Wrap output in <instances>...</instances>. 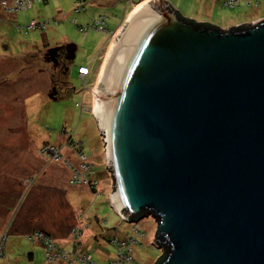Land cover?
Returning a JSON list of instances; mask_svg holds the SVG:
<instances>
[{"label": "water", "instance_id": "water-1", "mask_svg": "<svg viewBox=\"0 0 264 264\" xmlns=\"http://www.w3.org/2000/svg\"><path fill=\"white\" fill-rule=\"evenodd\" d=\"M171 5L134 9L93 92L111 206L155 218L162 264H264V18L224 30Z\"/></svg>", "mask_w": 264, "mask_h": 264}, {"label": "rangeland", "instance_id": "rangeland-1", "mask_svg": "<svg viewBox=\"0 0 264 264\" xmlns=\"http://www.w3.org/2000/svg\"><path fill=\"white\" fill-rule=\"evenodd\" d=\"M15 1L0 0V239L8 234L10 242L23 240L21 247H25L24 251L17 250L16 255L22 256L10 263H53L47 260L44 246L28 241L26 231L20 229L22 223L31 225L37 221L59 231L53 242L56 250L66 255L55 263L65 261L67 252H73L74 257L85 255L73 246L76 242L81 247L83 242L94 256V264H155L163 253L153 243L157 221L151 216L143 218L137 223L138 235L133 232L135 226L124 221L111 206L113 176L107 169L98 120L91 111V90L95 91L98 85L94 84V77L107 61L116 33L134 12H129L130 0H36L28 10L15 13L5 9ZM167 1L187 18L198 21L191 15L198 16V0ZM78 7L81 10L77 13ZM263 10L264 0H241L235 8L225 7L219 0L215 9L222 22L226 18L244 22ZM101 16L107 18V31L79 28ZM34 20L40 25L26 30ZM69 45L76 46V58L63 79L64 87L57 90L62 78L46 59L47 51ZM82 64L91 67L95 74L86 82L88 85L77 73ZM54 90L57 100L50 96ZM82 103L84 108L77 106ZM85 164L93 166L97 185L92 181L83 185L71 183L74 168L85 171ZM94 187L96 194L91 190ZM75 230L80 238L75 240L72 236L71 240L70 234ZM96 235L107 247V257L95 252ZM61 237L68 239L64 252L57 242ZM117 242L128 243L132 250L130 260L119 262L122 246L118 247ZM6 249L0 250V260L6 259ZM33 249L39 252L30 261L25 254ZM122 250L128 252L126 246ZM7 258L6 264H10Z\"/></svg>", "mask_w": 264, "mask_h": 264}, {"label": "crops", "instance_id": "crops-1", "mask_svg": "<svg viewBox=\"0 0 264 264\" xmlns=\"http://www.w3.org/2000/svg\"><path fill=\"white\" fill-rule=\"evenodd\" d=\"M147 1H149V0H147ZM218 1L219 0H198V2L200 3V6H198L197 7V15L198 16H196V15H194V14H191L192 15V17H195L196 19H198V21H196V22H202V21H205V22H210L211 23V25H220L221 27H223V28H225V27H236L237 25H239V24H241V23H247V22H250L251 24H253V22H255V21H258V19H261V18H264V10L263 11H261V12H258L257 14H254V15H252L250 18H247V20H243L244 22H242L241 20H237L236 22L235 21H232L231 19H228V18H226L225 19V21H223L222 22V19L220 18V16L217 14V11H215V9L218 7ZM220 2H222V4H223V0H220ZM172 4V3H171ZM172 6H174L173 4H172ZM224 6V5H223ZM175 7V6H174ZM178 7V6H177ZM176 8V7H175ZM180 8V7H179ZM177 9V8H176ZM179 11V10H178ZM179 12H181V11H179ZM182 14H183V11L181 12ZM185 14V13H184ZM184 17H186L185 15H183ZM214 17H216V20H213L214 19ZM187 18V17H186ZM210 20H212V21H210ZM226 29H228V28H226ZM82 65H84V64H82ZM84 66H86V65H84ZM89 69H90V72H91V74L87 77V82H89V80L92 78V76L93 75H95V74H92V70H91V67H88ZM102 68L103 67H101L100 66V68L98 69V71H97V73L98 74H96L95 75V77H94V84H95V82H97L98 83V79L100 78V76L101 75H99V74H101L102 72H101V70H102ZM78 76H79V73H78ZM79 79H80V77H79ZM99 84V83H98ZM97 87H98V85H97ZM97 87H96V89H97ZM61 176V175H60ZM67 176H69V175H67ZM108 180H109V178H108ZM107 180V181H108ZM66 182H67V179H66ZM69 182V181H68ZM113 184H114V182H113ZM115 185V184H114ZM75 187V186H74ZM82 189V188H81ZM113 190H114V188H113ZM113 190H112V192H113ZM111 192V193H112ZM111 193L109 194L110 196H111ZM111 203V202H110ZM28 224V222H25V223H22L21 224V226H20V229L22 230V231H26V238L28 239V241H30L29 240V238H28V236L31 234V232H34V231H45V232H47L52 238H55V236H56V234L57 235H59V231H56V230H54V229H51V227H50V225L49 224H44V223H38L37 221H36V223L35 222H32L31 223V225H27ZM30 227V228H29ZM72 227V226H71ZM72 229V228H71ZM54 230V231H53ZM3 231V230H2ZM2 231H0V235L2 234L1 232ZM72 232V231H71ZM70 232V233H71ZM29 233V234H28ZM70 236H71V240H73L72 239V233L70 234ZM107 236V235H106ZM95 240H96V242H97V245H96V248H95V246H94V248H95V252H97L98 254H99V256H101V257H107V251H106V246L104 245V242H101L100 241V238H99V236L98 235H96L95 237ZM122 240H124V239H122ZM121 240V241H122ZM66 241H68V239L67 238H65V240L61 237L59 240H57V242L59 243L58 245H59V247L61 248V250L64 252V248H66ZM31 242V241H30ZM71 242V241H70ZM73 242V241H72ZM23 243H24V241L23 240H17V241H15L14 239H12L11 240V242L8 240V242H7V249H6V256L7 257H9V263L10 262H12V259H18L19 257H21L20 255H16L17 254V250H19V249H21V250H25V247H21V246H23ZM31 243H34L35 245H40V246H44V245H41V244H39V243H35V242H31ZM69 244V243H68ZM73 246H75L74 247V249L75 248H78V250H79V248H80V251L82 250V252H84V253H82V254H85V255H89V254H91V253H88L89 251H88V247L87 246H85L84 244H83V242H82V246L81 247H79V245L77 246L76 245V242H73ZM77 246V247H76ZM99 247V248H98ZM44 248H45V246H44ZM37 252H39L38 250H34L33 249V251L32 252H26V256H28V259L30 260V261H33L35 258H36V255H38L37 254ZM45 252H46V250H45ZM67 254L68 255H70V257L69 258H66L65 259V261L64 260H61L60 262H56V263H49V264H77L78 262H80V261H77L76 260V258L74 257V256H72L73 255V252L72 253H68L67 252ZM42 255V254H41ZM41 255H39V257L41 256ZM46 255V254H45ZM64 255H66V253L64 252ZM92 255V254H91ZM6 257V259L5 260H1V262L3 263V264H6V261H7V258ZM46 258H47V255H46ZM92 260H94V256H92ZM80 263H82V262H80ZM94 263V262H93ZM11 264V263H10ZM96 264V263H95Z\"/></svg>", "mask_w": 264, "mask_h": 264}, {"label": "built area", "instance_id": "built-area-1", "mask_svg": "<svg viewBox=\"0 0 264 264\" xmlns=\"http://www.w3.org/2000/svg\"><path fill=\"white\" fill-rule=\"evenodd\" d=\"M79 2H81V1H79ZM34 3H35V0H16L12 6H10L9 8H5V9L10 10V11L13 10L16 13V12H20L22 10H28L29 8H31V6ZM240 3H241V0H224L223 5L225 7L235 8ZM134 6H136V3L133 5V7ZM83 9H84V7H83ZM80 10H81V8L78 7L76 12L78 13V12H80ZM74 23L77 24V21L75 20ZM39 25H40V23H38L37 20H34V21H32L31 25L26 28V30H28V29L34 30ZM106 26H107V19L105 17L101 16L100 19L93 21L87 27L79 26V28L82 31L90 30V29H94L97 31H101V30L107 31ZM78 73H79L80 80H82L85 85H88L86 82H87V77L91 74L90 69L87 66L80 65V67L78 68ZM91 92H94V91L91 90ZM83 105H84V103L77 104V106H80L81 108H84ZM91 111L94 112L93 109H91ZM82 168H84L85 171H83L81 168H78V167L74 168V173H73L74 175H73V178L71 179V183L73 185H83L87 182L90 184V182L92 181L93 184L97 185V181L94 179L95 173H94L93 166L85 164L82 166ZM25 185H26V183H25ZM133 225L135 226V227H133L134 228L133 232L134 233L136 232L139 235V229L137 228V224H133ZM78 234H80V233H78L76 230L73 231V236H74L75 240L80 238V236ZM140 234H142V233L140 232ZM142 237H144V235H142ZM46 238H48L46 235H44V234L42 235V234L37 232V233L31 234L30 240L35 242V243H43V242L46 243V245L48 247L47 260L55 263L56 260H58L61 257H64V255L62 252L59 253L56 250L55 242H53L50 238H48V239H46ZM6 240H7L6 235L1 237V239H0V250L1 249L3 250V248L6 246L5 245ZM122 243L123 244L120 245L117 242L118 247L126 246L127 251H128V252L123 251L122 247L120 249L121 252L119 253L120 256H118V257H119V261L123 262L124 259H127V260L131 259L130 253L132 252V250H130V248L127 246L128 243H125V242H122ZM68 257H69V255H67V258ZM0 258H1V256H0ZM76 260L82 262L83 264H89V263H91V261L93 263L91 254L83 255V256H77ZM113 264H114V262H113Z\"/></svg>", "mask_w": 264, "mask_h": 264}, {"label": "trees", "instance_id": "trees-1", "mask_svg": "<svg viewBox=\"0 0 264 264\" xmlns=\"http://www.w3.org/2000/svg\"><path fill=\"white\" fill-rule=\"evenodd\" d=\"M36 1V0H35ZM79 1H81V2H84V3H86V2H89V1H91V0H79ZM134 0H130L129 1V6L131 7V10L129 11V12H131L132 10H133V5L136 3V4H139L138 2H135ZM140 2V1H139ZM172 6V5H171ZM172 8L177 12V10L172 6ZM178 13V15L180 14V17L182 18V19H184V20H188V21H190V22H192V23H194L196 26H199V23L198 22H196L195 20H190V19H188V18H186V17H184L183 16V14L181 13V12H177ZM107 19V18H106ZM207 24V23H206ZM207 25H209V24H207ZM211 27L213 26V25H210ZM107 27V26H106ZM108 28V27H107ZM106 28V30H108ZM29 30V29H28ZM77 73H78V71H77ZM82 110H86V108L85 109H82ZM85 153V152H84ZM113 182H114V180H113ZM92 190V192L94 193V194H96V192H97V190H96V188L94 187V188H92L91 189ZM145 217H147V216H145V214H143V215H141V216H139V217H137L132 223H134V224H137V223H139L141 220H143V218H145ZM8 230V229H7ZM40 233V234H44V235H46L48 238H50L52 241H53V238L47 233V232H45V231H34V232H31V234H34V233ZM31 234L28 236V238H29V240H30V237H31ZM6 235V237H7V240H6V242H5V247H7V242H8V240H9V236H8V234H5ZM48 238H46V239H48ZM31 241V240H30ZM32 242V241H31ZM39 244H41V245H44L45 246V250H46V252H45V254L47 255V251H48V247H47V245H46V243H39ZM118 246V245H117ZM162 256L158 259V261H157V263L156 264H162L163 263V261H165V259L167 258V256H168V254H169V245H166V246H163L162 248ZM120 263H123L122 261H119ZM0 264H3V263H1V260H0Z\"/></svg>", "mask_w": 264, "mask_h": 264}, {"label": "flooded vegetation", "instance_id": "flooded-vegetation-1", "mask_svg": "<svg viewBox=\"0 0 264 264\" xmlns=\"http://www.w3.org/2000/svg\"><path fill=\"white\" fill-rule=\"evenodd\" d=\"M57 48H55V49H57V53L55 52L53 54V56L56 58V60H57L58 63H53L48 54H47L46 59L50 63H52L54 65L56 71L59 70V74H60V77L62 78V81L58 85L59 86L57 88V90H58L59 88L64 87V80L63 79H64V77L67 76L68 71H69V66L72 63V61H70V60L68 61L67 60V58L71 55V53L67 51V46L57 47ZM48 51H50V50H48ZM56 82L57 81H55L54 83H56Z\"/></svg>", "mask_w": 264, "mask_h": 264}, {"label": "clouds", "instance_id": "clouds-1", "mask_svg": "<svg viewBox=\"0 0 264 264\" xmlns=\"http://www.w3.org/2000/svg\"><path fill=\"white\" fill-rule=\"evenodd\" d=\"M146 1H147V0H143V1L138 2L139 4H136V7H135V8H137V7L140 6L141 4H144ZM137 5H138V6H137ZM135 8H133V10H134ZM117 33H118V32H117ZM117 33H116V34H117ZM132 224H134V223H132Z\"/></svg>", "mask_w": 264, "mask_h": 264}]
</instances>
